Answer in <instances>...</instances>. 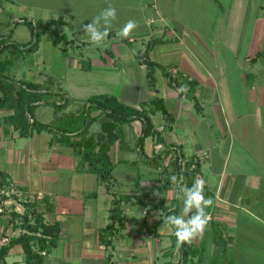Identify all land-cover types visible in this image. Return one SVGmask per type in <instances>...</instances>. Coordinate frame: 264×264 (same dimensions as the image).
Returning <instances> with one entry per match:
<instances>
[{"label":"crops","instance_id":"obj_1","mask_svg":"<svg viewBox=\"0 0 264 264\" xmlns=\"http://www.w3.org/2000/svg\"><path fill=\"white\" fill-rule=\"evenodd\" d=\"M5 2V8L0 4V15L7 9L4 24L9 30L30 10L22 0ZM108 3L115 5L117 20L107 41L97 46L89 42L83 25ZM50 4L47 8L42 3L31 13L43 21L64 20L61 32L69 43L56 46L66 47L63 59L68 69L54 75V85L39 79L35 83L43 91L56 92L47 93L49 100L60 102L64 96L68 104L60 110L52 103L34 105L32 109L52 107L49 119L40 120L31 109L34 119L59 122L60 127L79 119L77 124L82 125L80 114L87 99L101 94L146 110L154 99L162 98L168 115L149 113L153 127L141 149V120L116 122L102 110L91 112L96 119L87 135L100 141L97 150L107 148L113 166L110 186L83 166L82 155L60 134L42 130L22 136L9 119L15 108H0V170L15 188L43 192L42 201L31 203L46 223L60 227L58 244L45 263L108 264L110 252L114 264H179L175 229L163 224L168 214L173 215L169 210L177 207L179 215L183 207L169 177L182 175L188 185L177 170L176 157L191 159L208 151L196 178L205 181L204 194L213 199V206L206 209L210 223L202 238L186 243L193 252L188 264H264V0H52ZM130 19L139 27L127 38L118 36ZM47 33L52 32L43 36ZM148 46L147 56L156 63L153 70L142 62ZM43 53L38 47L32 55L39 59L37 71L45 79L49 59ZM8 55L1 58L5 63L4 68L0 65L1 74L28 81L24 56L5 60ZM171 67L192 76L186 96L169 83ZM114 193L128 199L123 202L124 226L107 247L100 241V230L109 223ZM17 200L16 210L24 213L29 206ZM2 221L0 245L5 235L17 237L25 231L5 230L7 222ZM211 222L221 232V244ZM1 264H25L22 245L14 244Z\"/></svg>","mask_w":264,"mask_h":264},{"label":"trees","instance_id":"obj_2","mask_svg":"<svg viewBox=\"0 0 264 264\" xmlns=\"http://www.w3.org/2000/svg\"><path fill=\"white\" fill-rule=\"evenodd\" d=\"M26 23L32 29L33 38L30 42L21 44L17 41H12L11 36L14 32V27L20 23ZM65 25L63 19L58 18L56 20H29L22 18L13 24L8 31L0 32V65L5 66L2 63L1 58L5 54L11 55L13 58L18 56L16 53H34L39 47L41 36L48 31L54 34L53 43L59 45L60 43L68 44V37L66 34L61 33V28ZM63 47V46H62ZM66 52V47L62 48ZM149 46L143 53L142 62L146 63L149 69L153 70L156 67V63L150 60L147 56ZM0 66V67H1ZM1 71V70H0ZM167 76L169 83L173 86L182 85L184 81L179 80V77H174L169 70H167ZM21 86L22 89L17 87ZM192 86H194L192 84ZM0 88L3 90V95L0 96V108H15V114L10 116V120L15 123V127L20 129L22 136H29L34 131L47 130L53 132L55 135L60 134V139L63 142L69 143L74 147L76 152L82 155V164L87 170L96 172L101 181L107 182L108 185H112V163L108 157L107 148L100 146V141L94 135H87V131L95 117L91 116L93 110H102L107 117L113 119L116 122H127L135 119H139L144 123L143 136L140 140V148L142 149V143L144 137L152 130L153 123L149 113L162 112L168 115L165 103L162 98H156L152 101V107L149 110L142 106L141 109L130 107L120 102L115 96L101 94L93 95L87 99L84 111L80 114L84 120L82 125L77 124L79 119L69 122L66 127H60V123L49 124L42 123L32 116L31 109L34 105L40 103H52L58 110L64 108L68 104V100L63 96V100L58 102L56 100H49L46 95L49 92L56 93L54 91H43L40 85L31 81L14 80L3 76L0 72ZM17 89V93L14 94V90ZM26 92L27 95H21ZM25 97L28 101L26 103ZM32 119V120H31ZM170 120V119H168ZM73 125V126H72ZM80 136V139H77ZM200 162L195 158L186 159L178 155L176 157V167L178 172L184 173L188 180V187H191L199 172ZM172 183L170 182V186ZM10 187V183L5 173L0 170V189H6ZM6 196L2 195V199ZM128 199L127 195L114 193L112 200V207L109 214V223L100 230V241L107 247L112 246V237L115 233L124 226V210L123 202ZM30 204V205H29ZM31 202H27V209L24 213H20L14 206H3V210L0 212V222L6 220L5 230L10 227L15 229L22 227L24 232L20 233L17 237L10 236L9 234L4 237H8L9 241L0 245V264L5 261L10 248L14 244H21L25 252V264H46V255L42 254V251L48 252L58 244L60 227L59 224H48L45 222L43 214L38 211ZM177 215L178 208L174 207L169 210L168 213ZM22 221H19L20 219ZM211 225L215 228L218 239L217 242L221 244V232L214 222ZM181 251V259L179 264H188L193 252L187 247V244L179 246ZM108 264H114L112 261V254L109 252L107 255Z\"/></svg>","mask_w":264,"mask_h":264},{"label":"clouds","instance_id":"obj_3","mask_svg":"<svg viewBox=\"0 0 264 264\" xmlns=\"http://www.w3.org/2000/svg\"><path fill=\"white\" fill-rule=\"evenodd\" d=\"M116 20L117 9L115 5L108 3L107 7L91 20V23L83 25V31L89 42L97 46L103 45L107 41L112 23ZM138 27V23L130 19L119 29L117 35L127 38ZM180 91H187V87L181 86ZM169 179L177 190V199H182L183 207L179 215L168 214L163 224L174 227L179 247L203 237L210 223V214L206 209L213 206V199L205 196V181L202 178H196L191 187L184 183L182 175H172Z\"/></svg>","mask_w":264,"mask_h":264},{"label":"rangeland","instance_id":"obj_4","mask_svg":"<svg viewBox=\"0 0 264 264\" xmlns=\"http://www.w3.org/2000/svg\"><path fill=\"white\" fill-rule=\"evenodd\" d=\"M22 1H23V4H25V6H27L28 9L30 10V15L28 17H26V19L32 20V19H34V16L31 13L32 9H36L38 6L40 7L42 5V3L45 4V7L49 8L52 0L51 1H49V0H22ZM0 4L5 8V4H6L5 0H0ZM51 7H52V5H51ZM7 19H8V13H7V9H5L0 15V21H2V23L0 24V27H3V30H5V31H8L7 30L8 26L5 27V24H4V23H6ZM37 20H39V19H34L33 21H37ZM17 21L18 20L13 21V24ZM17 25H19V26L15 29V32H13L12 36L10 37L11 40L12 41L18 40V41L27 43L28 40L31 39V33L33 34L32 29L29 27L28 24L23 23V22H20ZM66 31L69 32V28H66ZM0 32H3V31L0 30ZM61 33H64V32H61ZM42 36H41V39L39 42V47L44 52L42 55H45L46 58L48 57V59H49L48 60L49 63L45 64V67H46V71H45V73H46L45 77L46 78L45 79L43 78V75L42 76L40 75V71L39 72L37 71V67H36L37 64L35 63V60L39 61V59L34 58V56H33L34 54L33 55L31 53L27 54L26 52H24V53L17 52L16 54L19 56L23 55L24 56L23 60L28 62V65H27V68L29 71L28 81L38 82L39 80H41V81H43V83L46 86H51L53 83L55 84V82H56L54 75L57 76V75H59V73L65 71L68 68H66V66H65L66 61L63 59V58H65L63 55L64 51L62 50V48H60L59 46H56L53 43L54 34L47 33L46 36L45 35L43 37ZM21 44H25V43H21ZM80 49L84 50V48H81V47H80ZM11 58H12L11 55H8V57H6L5 60H9ZM17 64L18 63H16V65ZM39 65H40V63H39ZM64 66H65V68H64ZM53 71H54V73H53ZM68 76H70V73H68ZM71 106L76 107L77 104L76 103L71 104ZM51 108H52L51 106H40L39 108L32 109V113L39 120L40 119H49L48 116H49L50 110H52ZM18 203H21L25 206L27 204V202H24V201H18ZM11 206L16 207V203L14 202L13 204H11ZM22 220L23 219L21 218L19 221H22Z\"/></svg>","mask_w":264,"mask_h":264},{"label":"built area","instance_id":"obj_5","mask_svg":"<svg viewBox=\"0 0 264 264\" xmlns=\"http://www.w3.org/2000/svg\"><path fill=\"white\" fill-rule=\"evenodd\" d=\"M130 41H135L134 38H129ZM169 72L176 78L179 77V80L184 81V83L182 85H175V88L178 90V92H180L183 96H186L187 91H189L190 87H191V83L193 81V78L191 75L187 74V73H183L180 74L179 70L177 67H171L169 68ZM181 86H186L187 87V91H180ZM209 156V152L208 151H203L201 153H199L196 156V160L201 162L202 160L206 159ZM2 195H5L6 198L3 200L2 199ZM14 196L16 198H14ZM18 198L17 201H24V202H33V201H42L45 198V195L43 192H36V193H25L22 190L15 188L14 186H12V184L10 185L9 188L6 189H0V212L3 210V206L5 205H11L13 203L14 200H16ZM9 241L8 237H4L2 240V244H5ZM42 254L47 255L46 251H42Z\"/></svg>","mask_w":264,"mask_h":264}]
</instances>
